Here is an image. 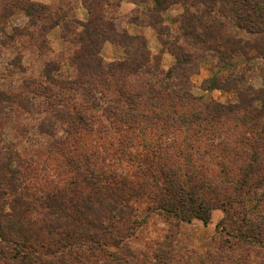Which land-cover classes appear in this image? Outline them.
Masks as SVG:
<instances>
[{"label":"trees","instance_id":"1","mask_svg":"<svg viewBox=\"0 0 264 264\" xmlns=\"http://www.w3.org/2000/svg\"><path fill=\"white\" fill-rule=\"evenodd\" d=\"M77 1L86 20L61 5L0 0V43L26 38L0 62V264H166L175 228L207 225L215 209L217 244L199 264H264V0H133L129 21L155 29L177 58L168 70L144 36L115 29L120 1ZM176 4L182 12L166 16ZM19 11L28 21L9 32ZM56 26L69 56L28 74L25 52L43 58ZM107 40L121 50L111 61ZM209 58L206 88L233 101L193 93ZM255 72L263 85H243ZM18 118L33 127L22 123L12 141L5 128ZM153 212L169 224V244L136 250L129 241Z\"/></svg>","mask_w":264,"mask_h":264},{"label":"rangeland","instance_id":"2","mask_svg":"<svg viewBox=\"0 0 264 264\" xmlns=\"http://www.w3.org/2000/svg\"><path fill=\"white\" fill-rule=\"evenodd\" d=\"M37 1V0H34ZM119 2L120 4L116 9L113 10L111 16L115 22V29L120 33L130 34V35H142L147 41L148 47L151 53L160 58L161 67L164 70H168L174 65L177 64V58L170 53L167 49L163 50L162 43L158 38L157 31L149 25H138L134 22L129 21V15L137 9V5L133 0H112ZM44 2L52 5L53 7L64 6L66 9L71 8V13L75 17L82 15L84 9H86L80 1L77 0H45L38 1ZM84 8V9H83ZM180 12H182V6L179 4L174 5L165 12V15L168 17H175ZM81 19V18H79ZM87 19V18H86ZM85 19V20H86ZM83 20V19H81ZM28 21L27 16L24 12H17L12 19L10 20L7 30L11 32L14 25L18 27H23V25ZM3 26V25H2ZM33 29V28H32ZM62 27L56 26L51 29L47 34L48 42V52L43 58H39L38 54L34 51H27L26 60L30 62L31 69H29L28 74L37 75L39 69L41 68L44 60H58L61 56L65 59L70 54V49L63 40L62 36ZM26 43V38L17 40L15 46L13 42L10 44L2 45L0 43V58L1 61H6L8 57L18 52V48ZM120 49L117 48V45L111 40H107L104 43L102 54L105 61H111L118 56H120ZM215 60L209 58L206 63L201 64L199 70L192 74V90L193 93L197 96H202L204 99H213L221 103H229L234 100V93L222 89H207V81L211 78L213 74ZM3 71V69L1 68ZM0 70V81H3V74ZM21 76V75H20ZM18 76H13L17 78ZM6 79H10L6 77ZM243 85H254L260 87L263 85V79L255 72L254 77L247 82H243ZM18 118L17 120L8 124L9 128L7 130V138L12 141H18L20 136V126L22 123H27L28 127H33V122L31 120H26ZM23 127V125H22ZM35 134V132H33ZM28 150L32 152L36 148V141L33 144H27ZM124 166V163L121 164ZM121 166V167H122ZM120 166H118L119 168ZM140 204V203H139ZM140 210L143 212V215L146 214L145 205H140ZM223 217V211L220 209H215L212 211V217L210 222L205 225L200 220H193L190 223H182L175 228L174 232V242L172 244L168 243V240H165V234L169 228V224L166 219L156 213H150L148 218L145 220L144 226L136 233V235L130 239L131 246L136 250H155L159 248L157 246L160 242L172 245L170 253H172L171 259L166 264H199L201 256L205 254L208 246H215L217 229L216 225Z\"/></svg>","mask_w":264,"mask_h":264},{"label":"crops","instance_id":"3","mask_svg":"<svg viewBox=\"0 0 264 264\" xmlns=\"http://www.w3.org/2000/svg\"><path fill=\"white\" fill-rule=\"evenodd\" d=\"M37 1H45V0H37ZM84 9V8H83ZM87 10L86 9H84V11H83V13H82V15H80V16H77L78 18H81V19H83V20H85L86 18H87Z\"/></svg>","mask_w":264,"mask_h":264}]
</instances>
